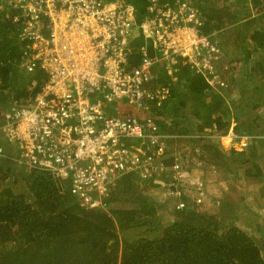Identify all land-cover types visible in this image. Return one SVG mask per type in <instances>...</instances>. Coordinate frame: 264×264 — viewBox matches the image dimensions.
Masks as SVG:
<instances>
[{
	"label": "built area",
	"instance_id": "obj_1",
	"mask_svg": "<svg viewBox=\"0 0 264 264\" xmlns=\"http://www.w3.org/2000/svg\"><path fill=\"white\" fill-rule=\"evenodd\" d=\"M7 1L20 11L13 16L24 43L20 65L44 79L38 86L34 77L29 96L0 110V162L9 157L51 172L86 208L104 207L112 183L126 174L143 188L165 185L176 209L202 202L199 191L184 198L191 193L182 185V162L164 163L187 135L132 111L163 105L172 88L158 79L166 74L177 86L181 64L202 73L214 91L229 87L225 52L216 35L203 32L199 8L189 0H149L140 20L132 0ZM136 36L144 44L131 61Z\"/></svg>",
	"mask_w": 264,
	"mask_h": 264
},
{
	"label": "trees",
	"instance_id": "obj_2",
	"mask_svg": "<svg viewBox=\"0 0 264 264\" xmlns=\"http://www.w3.org/2000/svg\"><path fill=\"white\" fill-rule=\"evenodd\" d=\"M132 1L142 20L149 0ZM202 1L195 0L192 4L203 15V32L216 35L214 38L225 55L230 32L236 34L235 44L239 48L244 46V51L250 45L253 51L261 50V60L252 66L249 75L257 71L264 75V23L256 26L257 21L264 19V11L253 16L246 11L247 0H225L224 6L219 7ZM235 1L238 7L246 9L243 13L230 8ZM19 12L7 0H0V110L29 96L28 85L34 77L40 79L38 86L44 79L39 70L26 76L20 65L24 60V43L20 24L13 20ZM252 26L255 28L247 33ZM143 44L141 36L134 37L131 61L139 60ZM253 51H246L243 58L246 64L252 60ZM178 76L177 86L170 83L166 74L158 79L172 88L171 96L163 105H154L150 111L138 108L132 111L140 118L152 116L163 131L189 132L191 136L186 140L192 153L197 152L199 160L220 171L225 180L230 179L229 174L235 179L243 170L247 173L246 181L256 179L264 184L257 146L246 145L243 150L224 156L218 153L212 139L195 136L196 131L203 132L213 125L219 133L227 135L231 123L235 122L233 129L237 135L250 136L252 143L259 141L264 136L262 117L257 114L263 103L264 82L247 90L246 82L238 81L239 87L242 86L239 93L244 95L232 96L227 101L223 92L214 91L205 76L188 65L181 64ZM234 78H231L233 84ZM251 92L255 94L250 97ZM190 111L193 117L190 116L186 125L183 120L187 122ZM173 162L172 156L164 160L166 165ZM19 182L23 188L18 190ZM146 191L136 184L134 174H126L112 183L104 207L86 208L71 193L68 182L59 180L51 172L28 169L9 157L2 158L0 264H264L262 202L256 204L261 211H254L255 219L248 220L246 226L245 222H238L242 216L238 208L244 203L237 205L231 199H225L217 208L189 201L190 208H174V219L165 222L157 216ZM259 193L264 199V186ZM188 197L184 198L189 200ZM118 202L124 206L117 205ZM254 222L256 225H251Z\"/></svg>",
	"mask_w": 264,
	"mask_h": 264
},
{
	"label": "rangeland",
	"instance_id": "obj_3",
	"mask_svg": "<svg viewBox=\"0 0 264 264\" xmlns=\"http://www.w3.org/2000/svg\"><path fill=\"white\" fill-rule=\"evenodd\" d=\"M189 1L195 2V0H189ZM224 1L225 0H205V1L203 0L202 2H204L205 4L212 3V4H215V6L219 7V5L224 6L225 4ZM236 1L234 2L235 4L230 5V8L232 10L237 9V11H241V13H243L246 9H243L242 7H238L236 4ZM229 3L230 1H228V4ZM246 6H249V9L246 10L247 12L252 13L253 16H257L259 13H262L264 11V0L258 3H254L252 2V0H247ZM263 23H264V19H261L260 21L256 22V26L262 25ZM234 28L235 27H233L232 30ZM254 28L255 26H252L250 30H247V33H251ZM226 39L228 41V44L226 45L227 54L225 55V62L228 64L229 68H228V71L224 74V77L227 78L230 86L227 89L223 90V94H225L227 101H229L230 99H232V96H234L235 98H239L240 96L244 95L243 93L242 94L239 93L242 86L239 87L240 82L238 81H242L243 84L244 82H246L244 84L246 85L245 89L253 90L256 84L259 85L262 82H264V75H262L258 71L256 72V74L254 73V74L249 75V71L253 69L252 66H257L259 61L261 60L260 58V55H262L261 50L253 51V46L250 45L247 50L250 49L253 51L252 57H251L252 60H250V62L246 64L243 58L246 55L247 50L244 51V46L239 48L235 44L236 34L230 32ZM249 42L251 43L250 39H249ZM237 58H239V60ZM27 75L28 74L26 73V76ZM232 76L235 77L234 78L235 85L231 81ZM180 89L183 90L184 87L182 86ZM229 92L230 94H228ZM253 94L255 93L251 92L250 97L253 96ZM262 100H263V103L260 105V108H258L257 114L262 117V119L260 120H262L264 124V98H262ZM116 102L120 104V106H126L128 108L132 107V105L129 103L127 99H118ZM254 109L255 108H253V110ZM190 113L191 111L187 114L188 117L192 116ZM190 119L191 117L188 118L187 122L185 120H183V122L187 125V123L190 122ZM235 124H236L235 122L231 123L230 129L227 135H222L221 133H219L216 130V126L213 125L211 128H207L203 132L196 131L198 134L196 136L197 138L207 137V138L212 139L217 146L218 153L224 156L226 155L229 156L231 155L232 152H235V151H241L246 147V145L251 146V147H253V145L257 146L258 154L261 159L260 162L263 161L261 163H263V168H264V136L260 138L259 141H256V142L254 141L252 143V141L250 140V136H247V135L240 136L234 132L233 127ZM183 134L187 136H185L184 138H181V140L178 141L179 143H175V144H178V147L176 148L177 149L176 153L170 154V156L174 157V160L175 159L180 160L183 164V168L187 171V173L185 174L187 176L183 178L182 185L184 188L187 189L188 193H191L190 196L192 195L193 197H195L198 195V191L201 192L202 202H200V204H206L212 208H217V206L222 201H225V199H231L234 201V204H237V205L244 203V206L241 204V206H239L238 208V213L242 215L241 219H239L238 222L241 224L245 222V226H246L249 223L248 220L253 221V219H255L256 217V215L253 212L254 210L255 211L258 210L257 205L255 204H258L260 202H262L263 204L264 202V199H262L259 193V189L255 188L256 186L254 187L246 186L244 182L245 179L243 177L244 176L243 170L239 172V174L237 175L235 179L233 175L229 174L230 179L225 180L224 175L220 171L215 170L213 166L206 165L201 160H199V155L197 154V152L196 154L192 153L191 145L186 140L187 138H189L190 133L183 132ZM237 137H240L241 139L238 140L236 139ZM225 140L232 141V144H235L237 148L236 149L234 147L231 148L229 143L225 142ZM235 140L237 141L234 142ZM222 147L225 148V150H222ZM231 149H235V150L231 151ZM230 163L233 164L232 161ZM201 184H202L201 189H198L197 187L200 186ZM16 186L18 190L20 188H23L22 187L23 185L21 182H19ZM229 186H230V189H229ZM146 189H147L146 197H148L149 201L154 203V206L157 210V216L160 217L162 221H165V222L172 221L174 219L173 209L175 206L174 205L175 199L166 190L165 185L154 186V187L146 188ZM245 203L248 206L245 207ZM117 205L124 206L122 203H119V202L117 203ZM261 221L264 224L263 222L264 220H261ZM251 225L255 226L256 222H254Z\"/></svg>",
	"mask_w": 264,
	"mask_h": 264
},
{
	"label": "crops",
	"instance_id": "obj_4",
	"mask_svg": "<svg viewBox=\"0 0 264 264\" xmlns=\"http://www.w3.org/2000/svg\"><path fill=\"white\" fill-rule=\"evenodd\" d=\"M236 139H238V140H240L241 138L240 137H237ZM237 140H235L234 142H236ZM225 142H227V143H229V145H230V147L232 148V147H234L235 149L237 148V146L235 145V144H232V141H229V140H225ZM236 146V147H235ZM239 148V147H238ZM234 149V150H235ZM222 150H225V148H223L222 147ZM233 149H231V151H232ZM261 160V159H260ZM261 162H263V161H261ZM260 162V167H262L263 168V163H261ZM264 169V168H263ZM246 174L247 173H245L244 172V179L246 178ZM251 178V175L249 176V179ZM243 179V180H244ZM254 180H256V179H253L252 181L250 180L249 182L248 181H246V179L244 180V182H245V184H246V186H252V187H254V186H256L255 188H258V189H261L262 187H263V185L264 184H262V183H259V182H256V181H254ZM252 204H254V203H252ZM256 205V204H255ZM263 205H264V203H263ZM256 207V206H255ZM257 211H261V208L257 205ZM255 211V210H254ZM256 212V211H255ZM263 241H264V238H263ZM262 254H263V256H264V248L262 249Z\"/></svg>",
	"mask_w": 264,
	"mask_h": 264
}]
</instances>
